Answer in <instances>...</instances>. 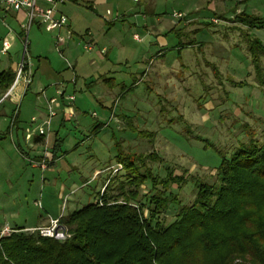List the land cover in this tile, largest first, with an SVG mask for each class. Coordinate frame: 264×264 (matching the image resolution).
I'll list each match as a JSON object with an SVG mask.
<instances>
[{
	"label": "rangeland",
	"instance_id": "rangeland-1",
	"mask_svg": "<svg viewBox=\"0 0 264 264\" xmlns=\"http://www.w3.org/2000/svg\"><path fill=\"white\" fill-rule=\"evenodd\" d=\"M78 1L64 8L74 33L68 39L65 29H28L26 14L0 0V70L22 60L28 32L35 71L19 103L0 104L1 235L8 226L37 225L94 202L111 176L124 175L118 155L155 152L159 158L146 166L159 178L171 166L218 189L222 159L244 144L264 143V52L255 43L264 47V0ZM245 17L262 23L251 27ZM59 34L67 38L63 53ZM5 38L8 53L1 52ZM57 87L76 98V115L63 120L59 113L44 127L43 142L28 140V131L41 136L47 99L62 100ZM56 145L59 158H48L45 170L36 166V156H50ZM196 181L172 187L182 204L194 202ZM150 188L146 182L140 195ZM178 210L169 205L165 222Z\"/></svg>",
	"mask_w": 264,
	"mask_h": 264
},
{
	"label": "trees",
	"instance_id": "trees-1",
	"mask_svg": "<svg viewBox=\"0 0 264 264\" xmlns=\"http://www.w3.org/2000/svg\"><path fill=\"white\" fill-rule=\"evenodd\" d=\"M245 18L251 27L262 23ZM258 58L253 61L259 75ZM15 79L12 68L0 70V92ZM124 155L117 163L125 173L104 183L102 203L89 202L59 217L69 236L45 237L26 226L1 235L0 228V264H264V143L244 144L224 157L218 189L188 171L176 175L171 166L159 178L146 166L147 159L159 158L155 152ZM48 158H59L57 145ZM190 180L196 181L197 194L185 205L171 189ZM146 182L151 188L140 195ZM171 204L179 207L177 218L166 223Z\"/></svg>",
	"mask_w": 264,
	"mask_h": 264
},
{
	"label": "built area",
	"instance_id": "built-area-1",
	"mask_svg": "<svg viewBox=\"0 0 264 264\" xmlns=\"http://www.w3.org/2000/svg\"><path fill=\"white\" fill-rule=\"evenodd\" d=\"M1 2L5 5L7 10L24 11L27 15L28 29L34 23H38L40 25H44L46 30L49 32L61 31L62 29H65L67 31L68 39L71 38L74 34L69 26L68 17L64 13L58 11V6L66 2V0H1ZM179 16H181V14H179ZM135 38L137 40L140 39L138 35H135ZM66 42L67 38L61 36L60 34L57 36V47L61 53H63V49H61V47L64 46ZM23 44V57L22 60L17 64L16 79L6 96L10 95L19 84L28 86L30 83H32L33 80L32 66L27 55V49L29 45L28 32L26 33L23 39ZM84 47L87 51L94 50V45H92L91 43H87L86 45H84ZM10 48L11 42L8 38H5L2 42V53H8ZM58 95H60V98L62 99L63 97L66 98L65 92L63 90H58ZM66 99L72 102L75 98L74 96L70 95ZM47 105L49 109V114L45 117L43 125H41L39 129V134L41 136H44L46 134L44 127L46 125L48 126V128L50 127L52 118L56 116L58 110H60L61 101L60 99L58 100L57 97H52L49 98V100L47 99ZM32 120L33 122L37 121L35 118H32ZM32 136L33 135L28 131L26 138L30 139ZM48 156L49 155L47 151L43 154L42 158L39 161L34 162L35 165L45 170L47 168ZM104 189L100 191L101 195L98 199L95 200V202L102 203L100 197L102 196ZM6 230L7 232L11 231L9 226L6 228ZM27 230L38 231L42 236L45 237L65 238L69 236L66 233L65 228L61 226L59 217L51 218L47 225L34 228H27Z\"/></svg>",
	"mask_w": 264,
	"mask_h": 264
},
{
	"label": "crops",
	"instance_id": "crops-1",
	"mask_svg": "<svg viewBox=\"0 0 264 264\" xmlns=\"http://www.w3.org/2000/svg\"><path fill=\"white\" fill-rule=\"evenodd\" d=\"M71 1H74V2H79L78 0L77 1H75V0H66V2H64V3H62V4H60L59 6H58V11H60V12H62V13H64L65 14V6L67 5V3L68 2H71ZM94 3V2H93ZM17 13H19V12H21V11H16ZM22 12H24V11H22ZM25 13V12H24ZM26 14V13H25ZM27 16V15H26ZM38 24V23H37ZM40 24H38V26H39ZM42 26V25H41ZM69 26H70V28L72 27V22H71V20L69 19ZM105 49V48H104ZM104 49H102V51L104 50ZM102 51H100L99 53H100V55L101 56H103V54H102ZM2 52V51H1ZM96 59L95 58H92L91 59V64H96ZM74 68H75V65H74ZM12 69L14 70V71H16V69H17V64H15V65H13V67H12ZM32 71H33V68H32ZM34 77H35V71H33V80H32V83H30L28 86H25V85H22V84H19L18 86H17V88H15L14 90H13V92L11 93L12 95H9V96H6L5 97V95L4 94H2V97L0 98V101H6V100H9L10 102H12V103H19L21 100H22V98L27 94V92L29 91V90H31L32 89V86H33V84H34ZM56 90H57V94H58V90H60V88L59 87H57L56 88ZM64 90V89H63ZM38 91H39V94H44L45 93V91H46V88H42V87H39L38 88ZM66 90H64V92H65ZM4 95V96H3ZM45 95V96H44ZM43 96L44 97H46V95H47V93H45ZM12 96V97H11ZM53 97H55V96H53ZM50 98H52V97H50ZM62 99V98H61ZM3 101L0 103V104H2L3 103ZM75 101H76V98H75ZM72 102H74V101H72ZM72 102H70V101H68L65 97H63V99L61 100V108H60V110H58V112H57V115L59 114V113H62V117H63V120L66 118V116H68V117H74L75 115H76V112H75V110H74V108H73V103ZM56 115V116H57ZM45 117V116H44ZM104 125L102 124L101 126H100V128L101 127H103ZM40 136H35V137H31L30 139H28V140H34V142H39V141H37V139L39 138ZM40 142H42L41 140H40ZM42 155V154H41ZM41 157L42 156H40V155H38V156H36V160L38 161V160H40L41 159ZM51 218H58V217H49V219L48 220H44L43 222H41L40 224H37V225H33V226H27V227H30V228H34V227H39V226H43V225H47L48 223H49V221H50V219Z\"/></svg>",
	"mask_w": 264,
	"mask_h": 264
}]
</instances>
